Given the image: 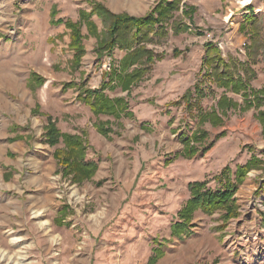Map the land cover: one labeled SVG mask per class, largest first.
<instances>
[{
	"label": "rangeland",
	"instance_id": "374dc122",
	"mask_svg": "<svg viewBox=\"0 0 264 264\" xmlns=\"http://www.w3.org/2000/svg\"><path fill=\"white\" fill-rule=\"evenodd\" d=\"M157 1L0 0V264H264V134L255 116L264 105L223 113L220 95L244 107L242 92L213 85L201 105L219 112L214 126L179 99L202 68L206 42L236 65L248 91L264 87V12L246 11V0H183L174 18L189 28L150 34L146 46L164 56L137 78L146 63L120 62L137 46L129 35L102 52L97 5L140 16ZM183 2L195 8L191 20ZM89 90H98L95 108L82 100ZM48 116L81 138L92 176L59 167L55 151L68 146L61 136L47 142ZM187 146L194 153L176 155ZM252 157L258 167L231 201L236 216L195 207L190 225L171 231L189 183L216 189L224 166L231 177Z\"/></svg>",
	"mask_w": 264,
	"mask_h": 264
},
{
	"label": "trees",
	"instance_id": "16d2710c",
	"mask_svg": "<svg viewBox=\"0 0 264 264\" xmlns=\"http://www.w3.org/2000/svg\"><path fill=\"white\" fill-rule=\"evenodd\" d=\"M182 1L183 0H158L147 13L140 16L127 13H114L104 5H97V9L99 8V15L103 19L106 27L105 39L102 43V52L106 55L111 54L122 39L129 35L130 38L136 42L137 46L124 55L120 62L123 65H125L128 60L132 62L137 61V63L143 61L146 63L145 66H138L137 68V78H139L140 73L146 72L150 65L155 61L161 60L164 56V53H156L153 49L146 46L145 41L151 40L150 34L157 33L159 36H164L167 35L169 29L177 33L182 29L181 27H185L183 22H176L174 18L175 11L180 9V3ZM194 10V7L187 6L185 2L182 3V13L184 15L187 14L189 20L192 19L191 17ZM52 13L54 14V12ZM250 19L254 20L255 18L252 17ZM188 28L189 27H185V29ZM244 28V24H241L240 29ZM80 40V33L74 30L71 34V46L77 47ZM187 49L186 47L185 50ZM182 52L183 50L178 48L173 49V55H179ZM236 68V65L230 60L223 58L219 49L213 46L212 42H206L202 68L197 74L194 83L186 88L179 98L181 102L184 103L185 109L188 110L189 115H194L192 109L195 108L197 109V120L200 122L201 120H208L214 126L219 124L221 121L219 112L214 107L211 109H204L201 105V100L211 92L213 85L217 87L224 86L226 90H230L234 93L242 92V104L244 107L240 106L237 100L228 98L224 93L220 95L216 104L221 108L220 110L223 113H227L229 107L239 106L240 108L242 107V109H247L249 107L258 108L264 105V102H261L263 96L260 97V95H264V87L258 90L250 89L248 91L247 88L249 84L247 79L245 76H243V78L242 75L236 71ZM97 92L98 90H89V94L82 96V100L89 104L91 108H95L92 94L97 95ZM175 102L176 101L173 103ZM255 116L261 123L262 133L264 134V109L258 108ZM47 121V142L51 145H55L61 136L68 146V149H59L55 151V156L58 158L59 162L58 165L62 171L65 173L74 171L72 177L75 179H79L78 177L89 178L92 176L96 165L93 161L85 158L86 145L82 144L83 141L81 138L77 135L62 134L56 128L51 116L47 117ZM198 133L194 134L196 140L206 137L204 131L200 134ZM182 142L185 146L188 143L185 138L182 139ZM194 151V148L187 146L185 149L183 148L181 152H177L176 155H190L194 153ZM257 162L258 159L252 157L244 164L236 165L231 177V170L227 166H224L220 176L217 178L219 187L216 189L207 187L203 191H200L198 189L201 185H204L203 181L200 183L198 181L189 183V187L193 192L186 201V204L180 209L178 219L172 223L171 231L179 235L184 228H187L190 225V212L195 207H199L205 213H212L218 208L224 209L223 217L226 220L236 216V212H234V208L231 204L234 193L239 184L244 180L247 172L250 169L258 167ZM227 170L228 172L230 171V173H226ZM166 241L167 239H163V242ZM156 243L162 244L161 242Z\"/></svg>",
	"mask_w": 264,
	"mask_h": 264
},
{
	"label": "crops",
	"instance_id": "0c3cea01",
	"mask_svg": "<svg viewBox=\"0 0 264 264\" xmlns=\"http://www.w3.org/2000/svg\"><path fill=\"white\" fill-rule=\"evenodd\" d=\"M243 5H245V4H243ZM245 6H247L246 11L256 10L259 12H264V0H251V2L246 3Z\"/></svg>",
	"mask_w": 264,
	"mask_h": 264
},
{
	"label": "built area",
	"instance_id": "2783aa9c",
	"mask_svg": "<svg viewBox=\"0 0 264 264\" xmlns=\"http://www.w3.org/2000/svg\"><path fill=\"white\" fill-rule=\"evenodd\" d=\"M214 45H217V47L219 48H223V42L222 41H219L218 43H215Z\"/></svg>",
	"mask_w": 264,
	"mask_h": 264
},
{
	"label": "bare ground",
	"instance_id": "6f19581e",
	"mask_svg": "<svg viewBox=\"0 0 264 264\" xmlns=\"http://www.w3.org/2000/svg\"><path fill=\"white\" fill-rule=\"evenodd\" d=\"M246 2H249V3H250V2H251V0H246Z\"/></svg>",
	"mask_w": 264,
	"mask_h": 264
}]
</instances>
